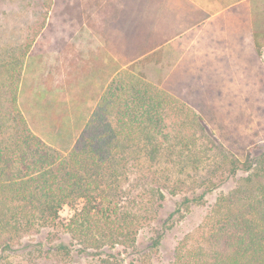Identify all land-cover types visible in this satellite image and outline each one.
I'll return each mask as SVG.
<instances>
[{"label":"rangeland","instance_id":"1","mask_svg":"<svg viewBox=\"0 0 264 264\" xmlns=\"http://www.w3.org/2000/svg\"><path fill=\"white\" fill-rule=\"evenodd\" d=\"M98 1L106 13L88 7L94 0H0V99L4 100L0 110L5 111L14 93L29 128L60 151L75 144L119 63L118 44H108L94 29L103 18L115 23L118 13L108 10L107 0ZM113 1L121 6L123 0ZM129 1L146 10L151 7ZM152 4L155 32L169 29L173 36H163L166 40L153 49L151 61L138 63L132 72L176 100L171 106L182 108L176 111L180 122L167 121V129L176 133L182 128L187 144L200 150L201 158L198 169L188 165L194 157L185 159L183 168L181 155L164 151L155 167L157 182L167 185L164 199L148 224L140 227L136 247L128 249L121 264H172L174 248L186 233L194 234L190 243L205 241L204 233L223 215L222 206L234 207V187L249 186L237 180L243 171L234 175L229 170L234 155L244 158L247 152L264 151V46L257 55L252 38L254 31H264V0H152ZM235 4L239 13L228 9ZM150 27L123 26V38L146 46L144 37L154 31ZM108 116L113 121L112 114ZM182 142L172 138L167 145ZM208 186L211 190H206ZM201 192V202L168 218L183 197ZM222 193L229 194L232 204L218 201ZM73 212L65 205L60 222ZM158 235L161 243L151 249L152 237ZM69 240L60 225L27 235L22 242H41L47 248ZM36 249L34 259L19 250V256L1 259L0 264H96L100 255L106 257L91 250L73 251L64 259L47 257L39 251L41 246Z\"/></svg>","mask_w":264,"mask_h":264},{"label":"trees","instance_id":"2","mask_svg":"<svg viewBox=\"0 0 264 264\" xmlns=\"http://www.w3.org/2000/svg\"><path fill=\"white\" fill-rule=\"evenodd\" d=\"M94 1L88 7L107 12L101 2ZM138 1L149 3V11L129 0H123L121 6L107 0L108 10L117 12L119 20L113 18L117 20L114 23L103 18V23L92 24L108 44H118L119 63L113 81L70 149L57 150L37 136L17 106L14 93L7 100L9 106L5 103V111L0 110V260L19 256V250L34 259L36 246H41L39 251L47 257L68 259L73 251L96 250L106 256L100 255L96 264H121L128 249L136 247L140 227L148 224L155 206L164 199L167 185L157 182L155 169L164 151L172 149L181 155L182 163L194 157L188 165L198 169L200 150L187 144L182 128L176 133L167 129L180 122L177 112L182 108L179 104L172 107L174 98L132 72L138 63L151 61L153 49L166 40L163 36H173L169 29L155 32L152 0ZM228 9L239 13L240 6ZM128 25L140 30L151 26L154 31L144 37L146 46L128 41L132 44L128 47L122 28ZM252 38L260 55L264 31H254ZM0 105H4L3 99ZM172 138L183 142L167 145ZM243 157L234 155L229 170L234 175L243 171L245 175L237 180L249 186L234 187V207L222 206L223 215L204 233L205 241L190 243L193 232L178 241L172 264H264V151L247 152ZM203 193L183 197L168 218L183 208L189 210L193 202H201ZM218 201L232 204L229 194L222 193ZM65 205L74 212L61 223L59 212ZM60 225L69 243L60 241L43 248L41 242H22L27 235ZM161 236L152 237L151 249L161 243Z\"/></svg>","mask_w":264,"mask_h":264}]
</instances>
